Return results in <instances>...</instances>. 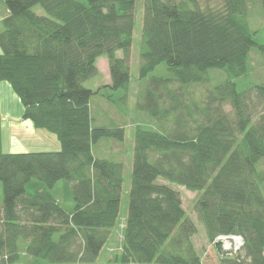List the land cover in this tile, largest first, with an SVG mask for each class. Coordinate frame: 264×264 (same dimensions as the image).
Wrapping results in <instances>:
<instances>
[{
  "label": "trees",
  "instance_id": "trees-1",
  "mask_svg": "<svg viewBox=\"0 0 264 264\" xmlns=\"http://www.w3.org/2000/svg\"><path fill=\"white\" fill-rule=\"evenodd\" d=\"M4 1L0 79L60 149L4 152L0 108V264H94L122 221L112 261L204 264L197 223L172 184L197 192L194 211L211 242L243 238V254L219 264H264V111L253 119L239 85L253 48L264 62L248 22L252 1L144 0L139 79L163 63L170 75L151 77L138 94V112L153 124L134 126L128 190L124 163L94 153L100 141L122 143L126 128L96 124L91 99L128 101L137 0ZM102 56L110 82L92 89L85 83L101 75ZM213 71L224 76L210 85ZM255 87L264 97V82ZM60 183L64 201L54 192Z\"/></svg>",
  "mask_w": 264,
  "mask_h": 264
},
{
  "label": "rangeland",
  "instance_id": "rangeland-1",
  "mask_svg": "<svg viewBox=\"0 0 264 264\" xmlns=\"http://www.w3.org/2000/svg\"><path fill=\"white\" fill-rule=\"evenodd\" d=\"M248 22L250 29L254 34L255 39L258 43L264 44V7L260 4V0H251ZM144 0H137L136 10H135V27H134V40L132 44L130 66H131V87L130 96L128 101L119 100L116 103H110L101 94L96 93L91 99V113L95 117L96 124H120L124 125L126 128L125 139L122 143H118L115 140H103L95 147L94 153L97 157L110 158L114 160H119L124 163V188L128 190V186L131 182V172H132V161H133V131L134 126L137 121H142L146 125H152L153 122L149 117L143 113L138 112L136 107V100L141 89H145L149 80L153 76H169L167 65L165 63L159 65L154 71H152L149 77L145 80L139 79V66L141 63L140 51L142 47V28H143V12H144ZM34 10L38 14H45L43 8L37 5ZM122 56V52L118 53ZM251 55V68L249 74L242 78L239 82L241 88H245V99L249 111L252 114L254 120H257L259 115L264 111V97L256 89L255 85L264 82V62L256 48H253L250 52ZM97 65L99 67L100 76H95L86 81V86L95 89L101 84H107L110 82L109 65L106 56H102L98 61ZM223 73L221 71H213L212 84L216 83L218 80L223 78ZM193 91L194 96H202L204 88L201 86H192L190 88ZM117 96L121 99L123 91L119 90L116 92ZM225 109L228 112H232L230 105H226ZM264 171V159L262 160L260 167ZM159 182H166L163 179H159ZM175 190L178 191L182 198V204L187 214L191 216L197 223L198 231L193 236L194 244L201 255L204 264H219L221 255L217 252L214 242H211L206 233L204 226L198 221L197 214L194 211V203L197 196V192L186 189L182 185L172 184ZM0 183V192H1ZM63 183L59 184L54 192L56 196L64 201L66 193L64 192ZM127 195L123 194L122 197V211L125 212L127 208ZM123 221L121 224L114 229L112 239L108 244H106L101 252V257L94 264H112L114 261L111 260L112 254L115 248L119 246V243L123 239L122 233ZM242 248V245L240 246ZM241 250V249H240ZM239 251V250H238ZM237 252H231L228 254L231 257H236L239 254H243L242 250ZM238 253V254H236ZM110 254V255H109ZM111 258H110V257Z\"/></svg>",
  "mask_w": 264,
  "mask_h": 264
},
{
  "label": "crops",
  "instance_id": "crops-1",
  "mask_svg": "<svg viewBox=\"0 0 264 264\" xmlns=\"http://www.w3.org/2000/svg\"><path fill=\"white\" fill-rule=\"evenodd\" d=\"M8 14L9 9L5 1L0 0V30L2 20ZM0 93L1 141L4 152L16 153L60 149V142L54 133L43 128H36L30 119L23 117L24 106L8 80L0 79Z\"/></svg>",
  "mask_w": 264,
  "mask_h": 264
},
{
  "label": "built area",
  "instance_id": "built-area-1",
  "mask_svg": "<svg viewBox=\"0 0 264 264\" xmlns=\"http://www.w3.org/2000/svg\"><path fill=\"white\" fill-rule=\"evenodd\" d=\"M1 94V93H0ZM215 240H222L223 243H224V246H225V242H230L231 244V247L230 249L232 250V252H236L238 250H240V246L242 245L243 246V238L239 235H227V234H224V235H219L217 236V238ZM112 264H125V263H119V262H114ZM129 264H134V263H129Z\"/></svg>",
  "mask_w": 264,
  "mask_h": 264
},
{
  "label": "water",
  "instance_id": "water-1",
  "mask_svg": "<svg viewBox=\"0 0 264 264\" xmlns=\"http://www.w3.org/2000/svg\"><path fill=\"white\" fill-rule=\"evenodd\" d=\"M214 245H215V248H216L217 252L221 256H227L228 254H230L232 252V250L230 248H226L224 246V243H223L222 240H215L214 241Z\"/></svg>",
  "mask_w": 264,
  "mask_h": 264
},
{
  "label": "bare ground",
  "instance_id": "bare-ground-1",
  "mask_svg": "<svg viewBox=\"0 0 264 264\" xmlns=\"http://www.w3.org/2000/svg\"><path fill=\"white\" fill-rule=\"evenodd\" d=\"M225 247H226V248H230V247H231L230 242H225Z\"/></svg>",
  "mask_w": 264,
  "mask_h": 264
}]
</instances>
